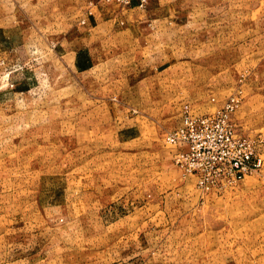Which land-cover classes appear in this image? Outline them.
<instances>
[{
	"label": "rangeland",
	"instance_id": "rangeland-1",
	"mask_svg": "<svg viewBox=\"0 0 264 264\" xmlns=\"http://www.w3.org/2000/svg\"><path fill=\"white\" fill-rule=\"evenodd\" d=\"M77 1L0 0V264H264V163L204 190L167 140L231 98L264 138V0Z\"/></svg>",
	"mask_w": 264,
	"mask_h": 264
},
{
	"label": "built area",
	"instance_id": "built-area-1",
	"mask_svg": "<svg viewBox=\"0 0 264 264\" xmlns=\"http://www.w3.org/2000/svg\"><path fill=\"white\" fill-rule=\"evenodd\" d=\"M130 7L134 0H106ZM143 8L149 0H137ZM237 101L229 99L221 108L208 114H187L167 140L184 144L176 162L194 174L204 190L220 189L242 181L257 172L264 163V138L240 130L231 115Z\"/></svg>",
	"mask_w": 264,
	"mask_h": 264
},
{
	"label": "crops",
	"instance_id": "crops-1",
	"mask_svg": "<svg viewBox=\"0 0 264 264\" xmlns=\"http://www.w3.org/2000/svg\"><path fill=\"white\" fill-rule=\"evenodd\" d=\"M102 0H88V4L87 5H84L83 2L80 3V1L78 0V8H80L79 10H81V13L84 17H87L90 18L93 22L96 21V18H97V12L95 14H93V9L95 6H97ZM156 1L157 0H149V4L147 5V7L143 8L139 5L138 1L137 0H134V2L132 3V5L122 11V12H119L118 13V16H117V19H121L123 22H125V20L128 22H130L129 24H132L131 28H136V26H140L141 23L145 22L146 20V12H149V15L150 14H154L156 11H158L159 9L156 10V8H152L154 7V5L156 4ZM155 10V11H153ZM106 14V13H104ZM135 23H140L138 25H135ZM128 24V25H129ZM114 27L112 28V32L111 33H123L124 30H121V29H117L116 31H114ZM143 30V29H140V31Z\"/></svg>",
	"mask_w": 264,
	"mask_h": 264
}]
</instances>
